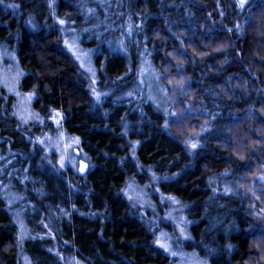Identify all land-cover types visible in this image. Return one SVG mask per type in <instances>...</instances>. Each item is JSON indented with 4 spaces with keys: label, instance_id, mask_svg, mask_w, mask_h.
Returning a JSON list of instances; mask_svg holds the SVG:
<instances>
[{
    "label": "trees",
    "instance_id": "trees-1",
    "mask_svg": "<svg viewBox=\"0 0 264 264\" xmlns=\"http://www.w3.org/2000/svg\"><path fill=\"white\" fill-rule=\"evenodd\" d=\"M60 21L93 51L102 102ZM0 45L16 54L34 110L62 114L92 165L86 176L43 168L37 130L0 86V264H174L123 193L151 183L150 170L189 206L190 250L210 264H264V0H0ZM140 59L180 77L184 129L146 94L116 99L136 90ZM7 184L34 210L28 238Z\"/></svg>",
    "mask_w": 264,
    "mask_h": 264
},
{
    "label": "rangeland",
    "instance_id": "rangeland-1",
    "mask_svg": "<svg viewBox=\"0 0 264 264\" xmlns=\"http://www.w3.org/2000/svg\"><path fill=\"white\" fill-rule=\"evenodd\" d=\"M62 24L65 45L81 68L87 72L91 80L92 91L100 103L109 95L96 89L98 76L93 65V51L81 44L75 28L66 22ZM136 73L138 79L136 90L126 95H118L116 97L118 101L138 97L143 93L146 94L147 99L163 110L168 120L173 121V125L179 123V126L184 129L185 126L191 124L192 111L186 105L180 108L183 92L180 77L178 79L168 73H161L147 59H140ZM23 75L24 71L19 65L16 54L6 46L0 45V86L16 98L14 110L21 122L37 130L39 144L45 152L43 168L57 172L69 169L74 175L80 174L82 164H87V172L90 171L92 165L89 157L83 152L80 139L65 132L62 114L56 113L45 120L33 108L35 94L20 91L19 84ZM186 104H189L187 100ZM187 136H189V144H196L191 139L194 135L188 134ZM87 172L83 176H86ZM149 172L151 183L141 184L136 180H131L123 190L124 195L142 209L146 216L144 221L153 231L156 240L161 241L158 244L173 258L174 264H210L208 257L201 256L187 247V242L191 240L190 226L192 224L187 212L189 206L171 195L164 194L160 188V183L164 178L153 170ZM3 190L14 212L21 238H28L30 229L25 218L34 210L29 209L28 203L23 201V195L14 191L10 184H7ZM162 244H166L167 249ZM260 245L263 247L264 241L260 242ZM53 250L57 251L55 248ZM63 262L64 264H86L75 256H70ZM23 264L31 263L25 258Z\"/></svg>",
    "mask_w": 264,
    "mask_h": 264
},
{
    "label": "snow or ice",
    "instance_id": "snow-or-ice-1",
    "mask_svg": "<svg viewBox=\"0 0 264 264\" xmlns=\"http://www.w3.org/2000/svg\"><path fill=\"white\" fill-rule=\"evenodd\" d=\"M247 2H248V0H238V4H239V7L241 8V9H243L244 7H245V5L247 4ZM11 7H17V5H11ZM60 23L62 24V23H64V21H60ZM237 28H239V25H237ZM69 47H71V45L69 46ZM98 95V94H97ZM191 147L192 148H195V147H197V145L195 144V143H193L192 145H191ZM157 243H161V241H157ZM162 246L163 247H165L166 249H167V245L166 244H162ZM173 255H177L176 253H172Z\"/></svg>",
    "mask_w": 264,
    "mask_h": 264
},
{
    "label": "water",
    "instance_id": "water-1",
    "mask_svg": "<svg viewBox=\"0 0 264 264\" xmlns=\"http://www.w3.org/2000/svg\"><path fill=\"white\" fill-rule=\"evenodd\" d=\"M88 166L87 164H82L80 167V174L83 175L87 172Z\"/></svg>",
    "mask_w": 264,
    "mask_h": 264
},
{
    "label": "flooded vegetation",
    "instance_id": "flooded-vegetation-1",
    "mask_svg": "<svg viewBox=\"0 0 264 264\" xmlns=\"http://www.w3.org/2000/svg\"><path fill=\"white\" fill-rule=\"evenodd\" d=\"M156 244H157L159 247H161L157 242H156Z\"/></svg>",
    "mask_w": 264,
    "mask_h": 264
}]
</instances>
